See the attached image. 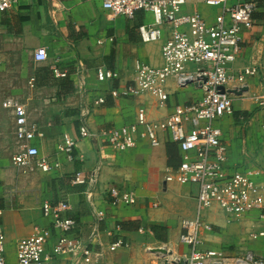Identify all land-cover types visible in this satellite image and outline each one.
Returning a JSON list of instances; mask_svg holds the SVG:
<instances>
[{"label":"crops","instance_id":"0c3cea01","mask_svg":"<svg viewBox=\"0 0 264 264\" xmlns=\"http://www.w3.org/2000/svg\"><path fill=\"white\" fill-rule=\"evenodd\" d=\"M255 1L252 26L242 32L240 54L231 68L240 71L256 67L262 76L249 80L250 93L234 100V114L219 120L217 127L227 147V170L243 171L264 185V113L255 109L250 97L252 92L264 89V0ZM182 13H198L212 23L220 9L191 0ZM151 20L150 14L142 12L133 19L113 16L99 2L83 0H13L11 7L0 13V149L5 148L6 125H10L12 141H16L13 117L2 107L10 98L26 107L29 121L42 134L34 140L39 156L59 163L57 170L44 173L34 165L18 170L12 166L11 156L0 158V208L7 264L16 262L20 240L33 235L35 227L50 226L41 214L43 201L68 202V216L79 222L77 233L93 252L89 264H165L166 259L153 252L156 247L170 250V256L178 255L175 245L180 246L181 255L187 252L178 244L180 222L195 216L197 189L163 181L168 168L179 166L177 145L159 134L158 148L143 142L130 151L116 153L98 135L135 122L139 108H146L151 117L162 118L174 105L201 96L193 88L176 90L170 84L164 109L157 108L148 96H110L112 90L133 85L136 60L161 66L163 40L144 44L137 31ZM38 50L47 54L46 61H34ZM78 64L81 72L77 71ZM54 67L65 69L68 77L55 79L51 71ZM98 69L116 72L118 78L98 82ZM21 82L25 86L27 82L29 88L26 86L19 95L13 87ZM97 98H104L105 103L92 109L87 125L98 136L78 139L80 109L91 107ZM63 135L78 139L71 161L56 154ZM76 173L87 178L85 184H72ZM112 187L134 192L136 204L111 206L108 190ZM203 215L214 228L212 233L201 234L203 249H223L232 254L260 250L261 243L250 239V218L228 224L216 206ZM152 228H156L155 233ZM117 240L126 247L111 248ZM52 264L84 263L78 257L60 256Z\"/></svg>","mask_w":264,"mask_h":264},{"label":"built area","instance_id":"2783aa9c","mask_svg":"<svg viewBox=\"0 0 264 264\" xmlns=\"http://www.w3.org/2000/svg\"><path fill=\"white\" fill-rule=\"evenodd\" d=\"M99 2L113 16L133 19L138 12L151 15V22L141 24L137 31L144 44H162V64L153 67L136 60L133 64L134 83L122 90H112L113 98H138L148 96L157 108L164 109L169 99L170 84L176 90L193 88L201 93L198 100L176 104L162 118L151 117L146 108H139L135 122L98 134L105 138L106 146L116 153L134 149L140 143L151 148L160 146L159 134L177 145L180 163L177 168H168L163 181L175 186H194L197 189L196 214L180 222L178 244L187 252L172 255L165 264H264V253L246 250L232 254L223 249H203L201 234L212 233L213 227L205 222L204 212L216 206L232 224L250 218V239L264 247V185L256 183L240 170L229 172L226 168L227 147L222 132L217 127L219 120L234 114V100L250 93L249 80L258 79L262 72L256 67L234 71L231 65L240 54L241 34L252 26V15L257 8L255 0H199L208 7L219 8L220 13L212 23L200 14H183V7L191 0H83ZM13 0H0V13L8 10ZM47 54L38 50L35 62H44ZM2 60L0 58V66ZM55 79L68 77L65 69H51ZM77 71L81 72V64ZM98 82H112L116 72L98 69ZM219 88L223 89L220 92ZM243 88L247 92L233 94ZM250 97L255 109L264 113V89L252 92ZM105 103L97 98L91 107H82L78 122V139L97 138L87 120L94 107ZM2 107L13 117L14 135L19 144L11 164L18 170L34 165L44 173L59 168L57 161L39 156L34 140L42 134L29 121L25 106L7 99ZM63 135L56 146V154L67 161L73 159L78 141ZM86 177L76 173L71 178L73 185H83ZM2 178L0 173V186ZM111 206H132L137 202L134 192L109 188ZM41 214L50 223L48 228L35 227L30 237L17 244L14 264H52L60 256L78 257L84 264L91 262L92 250L78 235L79 222L68 216L70 207L66 201L53 204L43 201ZM3 210L0 208V264H7L3 246L5 233L2 225ZM102 217V213H98ZM111 248L126 247L120 240Z\"/></svg>","mask_w":264,"mask_h":264},{"label":"rangeland","instance_id":"374dc122","mask_svg":"<svg viewBox=\"0 0 264 264\" xmlns=\"http://www.w3.org/2000/svg\"><path fill=\"white\" fill-rule=\"evenodd\" d=\"M23 80V79H22ZM21 80V81H22ZM27 88H29V85H27V82H25ZM26 86L24 84H16V86H14V90H15V93H18L19 95L21 94L22 91L25 90ZM6 128V131L4 133V145H5V148L4 149H0V158L1 159H6V155L7 156H11L16 152L17 150V144H16V141H12V137L14 138L13 136V133L11 132L10 130V125H6L5 126ZM180 246L178 245H175L173 247L174 249V253L175 254H178V255H181V250L179 249ZM183 247V246H182ZM156 248H162V249H165L163 247H156ZM170 251V250H169ZM258 253H264V247L261 246L260 247V250L257 251ZM158 257H162V258H165V259H169L170 256L168 255H163V254H158Z\"/></svg>","mask_w":264,"mask_h":264},{"label":"water","instance_id":"95a60500","mask_svg":"<svg viewBox=\"0 0 264 264\" xmlns=\"http://www.w3.org/2000/svg\"><path fill=\"white\" fill-rule=\"evenodd\" d=\"M220 92H223V89L222 88H219ZM247 88H243L242 90L238 91V92H232L233 94H237V95H241L243 92H247ZM153 252L155 253H160V254H163V255H168L170 256L171 253L166 251L165 249H162V248H158V249H155L153 250ZM180 264H182V262H180Z\"/></svg>","mask_w":264,"mask_h":264},{"label":"trees","instance_id":"16d2710c","mask_svg":"<svg viewBox=\"0 0 264 264\" xmlns=\"http://www.w3.org/2000/svg\"><path fill=\"white\" fill-rule=\"evenodd\" d=\"M151 231L155 233V232H156V228H152V230H151Z\"/></svg>","mask_w":264,"mask_h":264},{"label":"bare ground","instance_id":"6f19581e","mask_svg":"<svg viewBox=\"0 0 264 264\" xmlns=\"http://www.w3.org/2000/svg\"><path fill=\"white\" fill-rule=\"evenodd\" d=\"M169 252V251H168Z\"/></svg>","mask_w":264,"mask_h":264}]
</instances>
